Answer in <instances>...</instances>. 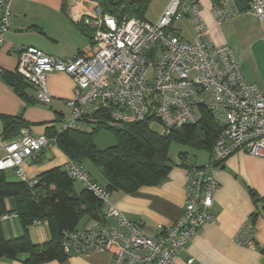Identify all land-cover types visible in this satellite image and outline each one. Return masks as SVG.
Listing matches in <instances>:
<instances>
[{"label":"built area","instance_id":"built-area-1","mask_svg":"<svg viewBox=\"0 0 264 264\" xmlns=\"http://www.w3.org/2000/svg\"><path fill=\"white\" fill-rule=\"evenodd\" d=\"M11 2L0 0V47L11 23ZM199 6L200 0H168L151 22L118 18L95 4L83 19L90 28L88 47L75 56L58 58L33 46L17 51L14 72L32 85L39 104L49 105L52 100L48 73L63 72L71 78L72 97L65 101L69 114L59 131L95 134L100 129L146 120L149 126H160L159 134L168 135L184 125L199 123L204 111L221 127L204 165H197L187 155L174 159V166L186 171L184 208L171 225L158 224L155 235L128 220L110 202L109 192L81 164L67 159L63 165L67 174L97 196L103 210L100 219L87 218L62 232L60 246L67 256L108 251L110 264H174L178 250L212 219L209 209L217 189L215 169L239 150L264 158V92L244 79L227 44L209 38L210 29ZM248 12L264 23V0H248L243 11L234 0H212L210 9L217 27ZM181 17H187L191 25L192 41L172 26L173 20ZM54 146L55 135H32L26 128L9 142H2L0 136V170H13L32 186L37 180L24 175L22 164L32 163L43 150ZM14 216L6 213L0 219ZM251 230L247 221L235 241L256 248Z\"/></svg>","mask_w":264,"mask_h":264},{"label":"crops","instance_id":"crops-1","mask_svg":"<svg viewBox=\"0 0 264 264\" xmlns=\"http://www.w3.org/2000/svg\"><path fill=\"white\" fill-rule=\"evenodd\" d=\"M95 4L98 3L94 0H66L65 3L63 0H12L10 27L0 47V68L6 73H14L16 53L25 46L36 47L58 58H70L81 52L90 40V28L83 19L92 13ZM211 6L212 0H200V14L210 29L209 38L215 43L227 44L239 62L244 79L256 83L264 92V23L248 12L227 19L217 27L210 15ZM46 81L52 100L49 105H42L36 102L32 85L22 84L20 89L25 96H20L12 80L0 73V136L4 117L14 116L24 121L22 128L32 135L46 134L49 128H53L54 133L59 132L68 116L64 112L65 101L72 97L73 83L63 72L48 73ZM17 136L1 141L9 142ZM181 153L197 165H204L209 158V152L207 157ZM2 154L0 149V157ZM175 158L169 157L171 161ZM66 160L67 156L54 146L43 150L32 163H23L22 170L26 177L34 178L51 167L63 166ZM7 173L10 180H19L13 170ZM214 177L217 189L209 209L212 219L203 223L178 250L174 264H264V254L259 252L260 249L264 251V158L235 151L215 169ZM185 181V169L171 165L158 184L141 186L131 193L113 191L109 200L145 233L155 235L158 224L167 227L182 214ZM5 203L10 209L7 199ZM247 221L252 224L254 249L235 241ZM1 226L6 238L23 233L17 215L1 219ZM27 233L33 243L50 238L47 227L41 222L28 226ZM25 259L26 255L20 254L15 259L0 258V264H32ZM110 263V252L95 251L86 256L71 255L63 261L53 259L37 264Z\"/></svg>","mask_w":264,"mask_h":264},{"label":"trees","instance_id":"trees-1","mask_svg":"<svg viewBox=\"0 0 264 264\" xmlns=\"http://www.w3.org/2000/svg\"><path fill=\"white\" fill-rule=\"evenodd\" d=\"M94 1L103 11L118 18L126 16L147 20L145 12L149 0ZM3 75L12 80L20 96H25L20 89L27 82L25 79L15 72H3ZM24 125L19 116L4 117L1 140L19 135ZM220 130L221 127L212 120L210 113L204 111L199 123L184 125L168 135L152 131L146 120L110 129L116 137L117 146L104 152H98L93 147V133L71 129L54 133L53 128H49L46 135L56 136V146L67 159L81 164L82 159L88 158L100 167L105 178V185L101 186L110 194L113 191L131 193L141 186L161 182L173 163L167 157L171 138L210 152ZM34 178L36 183L29 186L20 178L17 181L10 180L7 171L0 170V217L15 213L23 228L21 235L6 238L0 219V258L15 259L25 254V261L32 264L53 259L63 261L67 255L60 246L62 232L76 228L83 217L100 219L103 214L102 202L83 186L77 190L75 180L67 174L64 166L51 167ZM6 199L10 209L6 207ZM33 221L45 224L50 234L48 240L41 243L31 241L27 227Z\"/></svg>","mask_w":264,"mask_h":264},{"label":"rangeland","instance_id":"rangeland-1","mask_svg":"<svg viewBox=\"0 0 264 264\" xmlns=\"http://www.w3.org/2000/svg\"><path fill=\"white\" fill-rule=\"evenodd\" d=\"M168 0H149L148 1V7L145 12V19L148 21H154L157 17L160 11L164 8V6L167 4ZM136 18V17H135ZM139 19V18H137ZM174 28L178 29L179 34L189 40L192 41L194 38L192 28L190 23L188 22L187 17H181L176 18L173 20ZM65 115L69 114V108L65 105ZM151 130L159 133L161 128L157 124L151 125ZM181 152H188L190 155H196V157H207L208 151L204 149H198L195 146H192L188 143H184L181 140L177 138H171L169 140L168 144V150H167V157H178V155ZM81 165L83 169L88 172L92 177L95 178L96 181L100 185H105V178L103 176V172L100 167L96 166L94 163L91 162L90 159L84 158L82 159ZM75 188L80 189L82 187L81 183L79 181L74 182ZM86 217H83L82 219H85ZM81 219V221H82Z\"/></svg>","mask_w":264,"mask_h":264},{"label":"water","instance_id":"water-1","mask_svg":"<svg viewBox=\"0 0 264 264\" xmlns=\"http://www.w3.org/2000/svg\"><path fill=\"white\" fill-rule=\"evenodd\" d=\"M248 0H234L238 10L243 11L247 8ZM92 145L98 152H104L117 146V140L112 131L108 129H100L92 137ZM264 254L263 249L259 250Z\"/></svg>","mask_w":264,"mask_h":264},{"label":"bare ground","instance_id":"bare-ground-1","mask_svg":"<svg viewBox=\"0 0 264 264\" xmlns=\"http://www.w3.org/2000/svg\"><path fill=\"white\" fill-rule=\"evenodd\" d=\"M172 162H174V160ZM172 165H174V163H172Z\"/></svg>","mask_w":264,"mask_h":264}]
</instances>
